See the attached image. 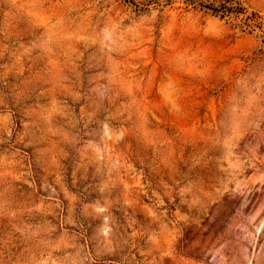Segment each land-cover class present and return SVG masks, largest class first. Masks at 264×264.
Returning <instances> with one entry per match:
<instances>
[{"label": "rangeland", "instance_id": "obj_1", "mask_svg": "<svg viewBox=\"0 0 264 264\" xmlns=\"http://www.w3.org/2000/svg\"><path fill=\"white\" fill-rule=\"evenodd\" d=\"M226 4L0 0V264H264V0Z\"/></svg>", "mask_w": 264, "mask_h": 264}, {"label": "trees", "instance_id": "obj_2", "mask_svg": "<svg viewBox=\"0 0 264 264\" xmlns=\"http://www.w3.org/2000/svg\"><path fill=\"white\" fill-rule=\"evenodd\" d=\"M183 2L187 6L192 5L195 8L198 7L211 10L213 13L219 14L221 17L236 11L233 6L226 4L228 0H183ZM237 12H239V10H237Z\"/></svg>", "mask_w": 264, "mask_h": 264}]
</instances>
